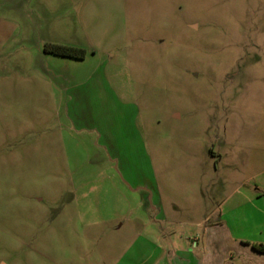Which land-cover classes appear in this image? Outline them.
Segmentation results:
<instances>
[{
  "label": "rangeland",
  "instance_id": "obj_1",
  "mask_svg": "<svg viewBox=\"0 0 264 264\" xmlns=\"http://www.w3.org/2000/svg\"><path fill=\"white\" fill-rule=\"evenodd\" d=\"M263 76L264 0H0V264L193 263L204 223L156 228L264 141Z\"/></svg>",
  "mask_w": 264,
  "mask_h": 264
},
{
  "label": "crops",
  "instance_id": "obj_2",
  "mask_svg": "<svg viewBox=\"0 0 264 264\" xmlns=\"http://www.w3.org/2000/svg\"><path fill=\"white\" fill-rule=\"evenodd\" d=\"M258 43L261 41L256 40L255 45H260ZM260 139L261 137H252L250 142L256 145L253 149L248 147L244 152L237 151L235 141L230 140L231 145L224 161L221 160V152L219 153L217 179H212L214 185L210 190L200 187L192 191L191 198L185 203L183 220L179 218L182 212L179 203H170L168 211L173 219L172 224L157 227L160 233L168 232L170 235L174 228L184 229L183 231L195 229V232L204 223L202 255H197L198 258L193 263L175 256L174 262L170 264H264V252L252 247V244H264V180L252 184L247 182V177L242 183L234 180V174L240 171L248 173L259 166L258 169L264 170V162L256 166L260 163L256 159L264 158V141ZM237 157L253 158V161L239 163L235 160ZM207 175L208 178L212 177L209 173L206 177ZM146 189L151 193L152 200L159 197L160 189L156 184L155 187ZM153 208L162 212L159 214L161 220L167 218L160 199L153 203ZM198 244L197 241L195 246ZM166 253L167 250L164 249V254ZM158 259L153 264H169L162 262L160 257Z\"/></svg>",
  "mask_w": 264,
  "mask_h": 264
},
{
  "label": "trees",
  "instance_id": "obj_3",
  "mask_svg": "<svg viewBox=\"0 0 264 264\" xmlns=\"http://www.w3.org/2000/svg\"><path fill=\"white\" fill-rule=\"evenodd\" d=\"M43 51L79 59L84 58L86 55V49L82 46L55 42H46L43 45ZM252 247L260 252H264V244H252Z\"/></svg>",
  "mask_w": 264,
  "mask_h": 264
}]
</instances>
